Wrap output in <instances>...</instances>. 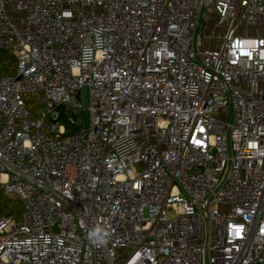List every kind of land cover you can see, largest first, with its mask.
I'll return each instance as SVG.
<instances>
[{
    "label": "built area",
    "instance_id": "built-area-1",
    "mask_svg": "<svg viewBox=\"0 0 264 264\" xmlns=\"http://www.w3.org/2000/svg\"><path fill=\"white\" fill-rule=\"evenodd\" d=\"M0 49V264H264V0H0Z\"/></svg>",
    "mask_w": 264,
    "mask_h": 264
},
{
    "label": "rangeland",
    "instance_id": "rangeland-1",
    "mask_svg": "<svg viewBox=\"0 0 264 264\" xmlns=\"http://www.w3.org/2000/svg\"><path fill=\"white\" fill-rule=\"evenodd\" d=\"M11 65H12V67H11L12 69H10L7 64L5 65L4 63H2V61H0V75H4V74L15 75L16 68H17V60L12 62ZM29 100L30 101H29L28 105H29V107L30 106L32 107V110L34 111V117H36L38 105H37L34 97H33V99H29ZM8 199H9L8 196L5 193L3 194L2 190L0 189V217L7 215L8 214V212L6 211L7 207H10L13 205L10 203V201ZM16 206H18L22 210L19 217H17V219L20 220L22 217V213H23V203L20 200H17Z\"/></svg>",
    "mask_w": 264,
    "mask_h": 264
},
{
    "label": "trees",
    "instance_id": "trees-1",
    "mask_svg": "<svg viewBox=\"0 0 264 264\" xmlns=\"http://www.w3.org/2000/svg\"><path fill=\"white\" fill-rule=\"evenodd\" d=\"M0 51H1L0 52V61H2V63H4L5 65L7 64L8 67L10 69H12L11 63L16 60L15 55L12 53L11 50H8V49H0ZM2 193L4 194L3 190H2ZM8 198H9L8 200L10 201V203L13 205L10 207H7L6 211L8 212V214L5 216H14L17 219V217H19V215L21 214V211H22L18 206H16V201L18 199L12 198L10 196H8Z\"/></svg>",
    "mask_w": 264,
    "mask_h": 264
},
{
    "label": "water",
    "instance_id": "water-1",
    "mask_svg": "<svg viewBox=\"0 0 264 264\" xmlns=\"http://www.w3.org/2000/svg\"><path fill=\"white\" fill-rule=\"evenodd\" d=\"M81 96H82V103H83V117L85 118V120H88V111H87V106H88V92H87V87L83 86L82 90H81Z\"/></svg>",
    "mask_w": 264,
    "mask_h": 264
}]
</instances>
